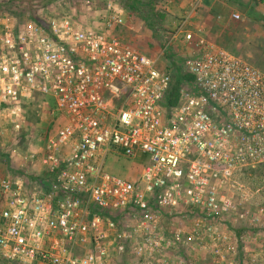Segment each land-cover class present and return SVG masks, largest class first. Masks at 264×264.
I'll use <instances>...</instances> for the list:
<instances>
[{
    "label": "built area",
    "instance_id": "1",
    "mask_svg": "<svg viewBox=\"0 0 264 264\" xmlns=\"http://www.w3.org/2000/svg\"><path fill=\"white\" fill-rule=\"evenodd\" d=\"M195 5L173 34L196 51L171 106L170 69L113 33L118 10L96 29L68 13L46 25L0 15L1 121L19 131L40 95L65 118L45 139V176H0V260L264 264L262 187L245 181L264 166V72L195 36ZM140 154L136 178L104 169L108 155Z\"/></svg>",
    "mask_w": 264,
    "mask_h": 264
},
{
    "label": "rangeland",
    "instance_id": "2",
    "mask_svg": "<svg viewBox=\"0 0 264 264\" xmlns=\"http://www.w3.org/2000/svg\"><path fill=\"white\" fill-rule=\"evenodd\" d=\"M85 1L0 0V15L4 12L2 15H15L22 21L30 20L46 23L53 16L68 13L74 17L78 16L80 19L89 18L88 21L96 20V22L101 23L104 15L116 9L123 17V23L116 29L121 39L148 55H159L160 65L168 67L167 59L169 57L164 53L161 54V48L154 44L158 42L162 44L165 39L162 40L161 37L147 38L142 33L143 29H139L136 24V21L140 19L137 18V15H140V13L136 12L138 10L130 5V0H89L88 4ZM164 3L165 1L161 0L154 9L165 10L162 7ZM142 12L145 13V11ZM155 15L157 14L155 13ZM178 16L179 14L173 13V18ZM234 21L235 23L228 25L230 29L228 31L216 28L215 41L217 40L216 42L219 45L227 48L236 56L248 60L253 66L264 72V31L261 22L241 26L236 24L238 20ZM214 30L215 28H212L211 32ZM219 34H225V37H218ZM175 58L182 59V54ZM172 79H175L174 75ZM53 109L55 107L50 100L25 105V118L19 131H14L0 119V176L12 174L21 175L28 179L35 177V173L41 171L39 158L43 151L45 137L50 134V128H54L52 131L54 133L59 126L60 116L56 115V112L52 114ZM137 160L136 163L144 164V161ZM133 161H135V158L126 159L108 155L104 162V169L122 177L136 178L141 172V168L138 166L134 169L136 165H133ZM129 167H132L131 171ZM129 172L130 175H128ZM245 181L252 188L262 187L255 199L256 202L264 199V166L253 171L249 170L245 174ZM239 226L240 224L236 228L237 230L240 229ZM126 259L122 260L121 263H124Z\"/></svg>",
    "mask_w": 264,
    "mask_h": 264
},
{
    "label": "crops",
    "instance_id": "3",
    "mask_svg": "<svg viewBox=\"0 0 264 264\" xmlns=\"http://www.w3.org/2000/svg\"><path fill=\"white\" fill-rule=\"evenodd\" d=\"M163 1H165V3L163 4L162 7L165 8L166 11L154 9V7L157 6V3L161 2V0H145V1L140 0L141 2L140 6L137 9L138 11H136L140 13V15H137V18L139 17L140 19L136 21V24L139 29L140 28L143 29L142 33L146 35L147 38L161 37L162 40L165 39L166 42L164 41L162 42V44H160L159 42L158 43L153 42V43L159 48H161L160 49L162 50L161 54L164 53L167 55V57H169V59H167L169 64L167 68L170 69L172 75L177 73V71H181L183 60L189 55H193L196 51V47L192 43H187L186 41H184L181 35L173 36L176 26L184 17V15L188 11H190V9L193 7L194 4H196L195 5L196 10L192 13V16L189 18L187 28L191 29L195 33V36L202 35L203 37L216 43L217 45L219 44L216 42L217 40L215 41L216 38H214L216 36V28H220L228 31L230 30L228 25L230 23L232 24L235 23L234 20H238L236 21V24H240L241 26L250 25L251 23L261 22L264 31V0H163ZM251 9H253L252 12L250 11ZM142 11H145L146 14ZM232 12L241 13L242 18L241 19L232 18L231 17ZM155 13L157 15H155ZM173 13H177L179 14V16L173 18ZM74 19L80 25H82V27L85 28L96 29L101 24L96 22V20L88 21L89 18L80 19L78 16H76L74 17ZM117 27L115 28V30H113V33L121 39L119 33L116 30ZM212 28H215V30L212 31L213 33L211 32ZM221 36L225 37V34L224 35L219 34L218 37ZM169 40H172V42L168 43ZM122 41L124 43H127L124 40ZM129 45L135 47L132 44ZM179 54H182V59L180 60L175 58ZM158 61H159L158 64L160 65L159 55H158ZM36 100L38 101L35 102L50 100V102H52L53 104V99H51V97L49 96L40 95L37 97ZM54 113L60 116V120L58 123V125L60 126L65 121V118L56 109H53L52 114ZM137 159L144 161L145 164L146 157L143 154H140L137 157H135V161H133V165H136V167L134 166V169L137 168L138 166L141 168L143 165L136 163V161H138ZM41 168L42 169H40L41 171L39 173H35L36 174L35 177L28 178V180L32 181L33 179L39 177L41 178V176H45L46 171L42 166ZM131 168L132 167H129L130 171ZM128 175H130V172Z\"/></svg>",
    "mask_w": 264,
    "mask_h": 264
},
{
    "label": "trees",
    "instance_id": "4",
    "mask_svg": "<svg viewBox=\"0 0 264 264\" xmlns=\"http://www.w3.org/2000/svg\"><path fill=\"white\" fill-rule=\"evenodd\" d=\"M130 1H131L130 5L132 7H134V9L137 10L139 8V6H140V3H141L140 0H130ZM3 13H1V15ZM12 18L15 21H17L18 23L19 22H22V20H20L19 18H17L15 15H12ZM36 23H38V22H36ZM39 24L46 25V23H39ZM173 75H174L175 79L174 80L172 79L171 86H170L169 92H168L167 97H166V104L169 105V106L174 105L177 102V100H178V92H179L180 87L182 85H184V84L189 85V83H191V80H192L191 75L186 74V73H183L182 71H177V73H175ZM36 101H38V100H36ZM33 103H35V101ZM53 130H54L53 127L50 128L49 133L52 134L53 133L52 132ZM250 170L253 171L255 169H250ZM0 262H1V264H10V263L7 262V260H0Z\"/></svg>",
    "mask_w": 264,
    "mask_h": 264
},
{
    "label": "water",
    "instance_id": "5",
    "mask_svg": "<svg viewBox=\"0 0 264 264\" xmlns=\"http://www.w3.org/2000/svg\"><path fill=\"white\" fill-rule=\"evenodd\" d=\"M251 12L253 11V9L250 10Z\"/></svg>",
    "mask_w": 264,
    "mask_h": 264
}]
</instances>
